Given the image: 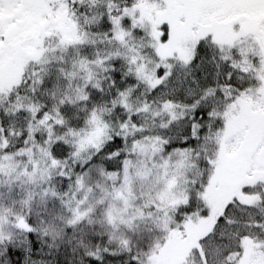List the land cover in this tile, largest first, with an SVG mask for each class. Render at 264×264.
I'll return each mask as SVG.
<instances>
[{
  "label": "snow or ice",
  "instance_id": "6c2138e0",
  "mask_svg": "<svg viewBox=\"0 0 264 264\" xmlns=\"http://www.w3.org/2000/svg\"><path fill=\"white\" fill-rule=\"evenodd\" d=\"M0 264H264V0H0Z\"/></svg>",
  "mask_w": 264,
  "mask_h": 264
}]
</instances>
